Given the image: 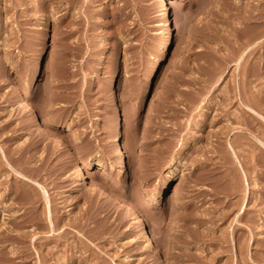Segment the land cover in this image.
I'll return each instance as SVG.
<instances>
[{"label": "rangeland", "instance_id": "1", "mask_svg": "<svg viewBox=\"0 0 264 264\" xmlns=\"http://www.w3.org/2000/svg\"><path fill=\"white\" fill-rule=\"evenodd\" d=\"M166 1L0 0V264H264V0Z\"/></svg>", "mask_w": 264, "mask_h": 264}, {"label": "bare ground", "instance_id": "2", "mask_svg": "<svg viewBox=\"0 0 264 264\" xmlns=\"http://www.w3.org/2000/svg\"><path fill=\"white\" fill-rule=\"evenodd\" d=\"M170 1V0H169ZM166 3H168V0L166 1ZM158 6H159V9H160V12H161V14H162V19H161V23H162V34H161V43L162 44H164V42H165V39H166V35H167V31H168V28H169V26L171 25H173L172 23V20H170V22H168V20L166 21V16L164 15V12H163V0H158ZM156 7V6H155ZM157 8V7H156ZM158 14V13H157ZM169 17H171V15L169 16ZM170 19V18H169ZM171 19H172V17H171ZM170 33V32H169ZM26 106V104L24 103V102H22V107L24 108ZM30 106V105H29ZM27 112V111H26ZM28 113V112H27ZM120 135V134H119ZM122 137V136H121ZM120 143V142H119ZM80 167V166H79ZM82 169V168H81ZM82 171V170H81ZM78 176H79V174H78ZM132 209V208H131ZM135 210V209H134ZM131 219L136 223V228H138V230H139V232H140V235H141V237H142V239H143V241L144 242H146V234H145V230H143L142 229V227H141V225L139 224V221L137 220V217L134 215V214H132L131 215ZM131 223V222H130ZM134 223V224H135ZM131 226H133V224L131 225ZM135 227H133V229H134ZM135 228V229H136ZM137 230V231H138ZM138 233V232H137ZM139 234V233H138ZM149 234V233H148ZM151 237V236H150ZM140 238V237H139ZM141 239V238H140ZM149 239V238H148ZM151 240V239H150ZM142 242V241H141ZM146 245H147V242H146Z\"/></svg>", "mask_w": 264, "mask_h": 264}]
</instances>
